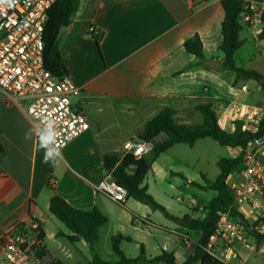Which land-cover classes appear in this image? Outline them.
I'll return each mask as SVG.
<instances>
[{
	"label": "crops",
	"instance_id": "1",
	"mask_svg": "<svg viewBox=\"0 0 264 264\" xmlns=\"http://www.w3.org/2000/svg\"><path fill=\"white\" fill-rule=\"evenodd\" d=\"M243 1L253 7L264 2ZM224 16L222 0L81 1L58 42L69 77L82 88L74 104L85 113L90 128L60 150L47 146L53 158L59 161L55 166L43 162L44 150L25 110L0 92V258L4 254L5 233L16 231L21 224L36 223L45 234L44 245L51 259L61 260L62 254L71 258L75 254L83 257L86 264L91 261L90 247L84 240L72 244L57 236L60 231L70 232L56 224L53 220L56 217L49 211L55 193L78 209L97 208L107 217L94 245L98 256L102 248L112 256L111 238L116 234L132 239L123 241L121 249L124 242H129L139 247V253L141 244L146 250L144 238L150 233L149 227H163L152 220L154 214L147 205L129 197L124 204H118L97 192L96 186L108 174L104 169V156H123L124 143L135 142L148 121L166 108L177 111L180 123L194 124L198 112L194 106L212 101L221 123L229 130L234 129L236 120L245 122L246 113L264 110V91L255 80L240 81L235 86L236 74L222 70V55L218 49L223 42ZM242 25L240 39L244 44L235 53V63L240 68L258 72L246 64L257 61V55L264 59V41L258 38L261 26L257 22H242ZM90 27L96 28L97 33L90 35ZM194 35L202 41L205 60L221 61L219 71L202 67L204 60L199 61L185 50V41ZM246 46L251 55L238 61L237 55ZM251 81L256 85L250 86ZM29 129H33V137L25 140ZM164 138L166 134L162 133L156 141ZM207 140L214 141L205 138L197 142ZM178 145L160 154L155 163ZM225 149L230 157L239 153L237 149ZM199 172L197 178H207L201 169ZM173 174H182L189 184H201L193 179L194 175ZM201 185L205 186L206 182ZM204 205L195 208L201 215L191 218L203 217ZM237 209L248 223L252 222L250 210ZM49 224H53L55 230H49ZM129 228L136 232L135 236L129 235ZM174 233L181 238L180 245L160 248L154 255L146 251L147 256L155 257L165 250L174 254L177 264L184 263L194 252L193 243L201 234L179 226ZM188 233L182 238V234ZM55 238L65 239L75 250L62 242L48 246L46 241ZM234 249L238 254L234 261L264 264V244L258 247L256 239L253 241L248 233L244 241L234 243ZM232 264L235 263L232 261Z\"/></svg>",
	"mask_w": 264,
	"mask_h": 264
},
{
	"label": "trees",
	"instance_id": "2",
	"mask_svg": "<svg viewBox=\"0 0 264 264\" xmlns=\"http://www.w3.org/2000/svg\"><path fill=\"white\" fill-rule=\"evenodd\" d=\"M82 0H56L49 10V18L45 26L44 40V62L45 67L56 78L62 79L69 76L68 66L65 64L59 51L57 40L61 26H68L72 16L78 11ZM250 6L249 2L243 0H222L224 9V20L222 23L223 42L218 52L222 55V70H229L236 74L235 86L240 81L255 80L264 91V75L245 68H240L235 63V53L244 44L240 39L243 30L240 13ZM261 31L258 38L264 41V15L262 16ZM185 50L194 55L199 61L206 59L203 44L198 35L188 38L184 43ZM202 67L210 69L201 63ZM194 109L203 115V120L199 124H184L177 119V111L174 108H166L148 121L145 128L136 136L135 143L153 142V148L148 155L136 158L133 154L123 156L110 154L104 156V169L118 184L124 186L128 191V197L144 205L152 211L165 212L164 206L155 201L149 192L146 178L151 171L157 157L167 152L177 144H186L190 147L200 140L210 138L225 148L241 149L236 157L222 158L218 161L219 174L214 181H208L205 177L206 185L191 182V185L210 189L217 192V196L204 205L203 217L189 219L186 229L193 232H200L199 239L193 243L194 252L189 255L182 264H204L210 259L213 264H219L211 259L206 251L210 237L215 233L217 222L223 213L229 212L234 218H245L235 207V198L229 184V178L234 173H242L245 169L243 154L254 138L264 136V118L257 124H248L244 128L245 122L236 120L234 129H227L220 121L217 106L214 102L199 103ZM166 138L162 141L156 139L162 134ZM180 177L185 178L182 174ZM50 213L56 217L70 233L60 231L58 237L66 238L70 243L76 244L81 240L88 243L92 254V259L88 264H177L173 253L163 251L155 257H148L143 244L140 246V253L137 257H127L121 249L123 241H131L130 237L116 234L111 238L113 253L119 258L117 262L103 260L94 249L95 243L100 238V228L107 223V217L97 208L91 210H81L69 202L61 195L55 193L49 205ZM253 224L247 222L246 231L252 235L259 247L264 244V235L257 232ZM26 225L21 224L16 231L25 229ZM40 234L39 244L32 247L31 257L38 264H66L61 260L51 259L48 250L44 245L45 234L38 226ZM183 230V229H180ZM188 234H182V238Z\"/></svg>",
	"mask_w": 264,
	"mask_h": 264
},
{
	"label": "built area",
	"instance_id": "3",
	"mask_svg": "<svg viewBox=\"0 0 264 264\" xmlns=\"http://www.w3.org/2000/svg\"><path fill=\"white\" fill-rule=\"evenodd\" d=\"M56 0H14L12 6L0 5V92L9 100L22 106L36 127L37 135L51 131L52 140L47 145L57 151L85 133L90 124L85 113L72 101L82 93V88L69 77L56 78L45 67V26L49 10ZM264 2L246 7L239 15L242 22L262 25ZM97 33L90 27L89 34ZM264 118V110L248 112L244 128L257 124ZM151 142L127 141L123 145L124 155L133 154L141 158L151 151ZM240 153L241 149H237ZM238 153V154H239ZM236 157V156H235ZM245 169L243 181L233 182L230 187L235 198V207H250L254 229L264 235V136L254 138L243 154ZM97 192L118 204L128 198L127 189L110 175L96 186ZM194 207H198L194 200ZM246 215L247 213L244 212ZM247 216V215H246ZM245 218V217H244ZM246 220V218H245ZM247 220L223 213L217 222L215 233L205 247L207 255L219 264H232L238 258L234 249L236 241H244ZM40 231L33 223L20 231H9L2 241L4 254L10 264H37L31 257L32 247L39 244ZM241 264H246L241 262Z\"/></svg>",
	"mask_w": 264,
	"mask_h": 264
},
{
	"label": "rangeland",
	"instance_id": "4",
	"mask_svg": "<svg viewBox=\"0 0 264 264\" xmlns=\"http://www.w3.org/2000/svg\"><path fill=\"white\" fill-rule=\"evenodd\" d=\"M247 34V33H244ZM248 54L251 55V50L248 46L242 49V51L237 55L238 61L248 58ZM257 61H251L246 65L256 69L259 73L264 72V59L257 55ZM250 86H255L256 82L251 81ZM76 97L72 98L74 102ZM196 121L194 124H198L202 121V114L196 112ZM234 153V151H233ZM230 155L227 153L225 147L219 145L216 141H200L197 142L194 147H190L185 144L178 145L175 150L163 157H160L155 165H153L151 171L146 178V184L149 186V192L153 196L156 202L165 207V212L152 211L154 216L153 221H156L163 228L150 226V233H147L146 238H144V244L146 246V251L149 255L156 254L155 250L160 248L175 247L181 244L182 240L177 233H174L178 226L168 217V215L187 218L200 216L201 212H196L191 201L194 200L198 206L208 203L216 195L214 190L201 189L199 187L193 186L187 182L185 178L175 175L173 173H188L194 175V180L199 183H205V180L200 176L197 178V174L202 172L206 173L208 181H214L219 174L218 161L222 158H228ZM242 175L232 174L229 178V184L233 182L243 181ZM241 210L249 211L250 207L248 205H242ZM55 220L63 230L66 227ZM151 220V219H150ZM252 220V217L250 218ZM252 226V225H251ZM49 230H55L53 224L48 225ZM129 235L135 236L136 232L129 228ZM249 238L255 241V238L248 234ZM56 242H62L68 248L75 250L68 241L65 239L55 238L52 240H47L46 243L50 247H54ZM123 251L127 256L134 257L139 254V247L135 243L124 242ZM87 256L89 254L88 251ZM62 254L61 261L66 264H86L84 258L74 254L73 257L68 258ZM100 257L108 258V261L116 262L118 257L112 253L110 257L106 250L103 248L100 251ZM90 259V257H89ZM235 264H241V262L233 261ZM0 264H10L6 259L5 254L0 258Z\"/></svg>",
	"mask_w": 264,
	"mask_h": 264
},
{
	"label": "clouds",
	"instance_id": "5",
	"mask_svg": "<svg viewBox=\"0 0 264 264\" xmlns=\"http://www.w3.org/2000/svg\"><path fill=\"white\" fill-rule=\"evenodd\" d=\"M13 3L14 0H0V5L7 4L10 7L12 6ZM0 11H3L2 7H0ZM37 136L39 139L40 148L44 150L43 162L45 164L50 163L53 166H55L59 161L53 158L52 151L47 150V145L53 138L51 131L39 133ZM32 137H33V129H29V131L25 133V140H31ZM60 156H62V152L60 153Z\"/></svg>",
	"mask_w": 264,
	"mask_h": 264
},
{
	"label": "water",
	"instance_id": "6",
	"mask_svg": "<svg viewBox=\"0 0 264 264\" xmlns=\"http://www.w3.org/2000/svg\"><path fill=\"white\" fill-rule=\"evenodd\" d=\"M66 26H61L58 32L57 40L61 37L63 31L65 30ZM203 64L208 66L209 68L219 71L221 69V61L220 60H204ZM168 217L180 228H186L189 219L188 218H181L172 215H168ZM204 264H213L210 259H207Z\"/></svg>",
	"mask_w": 264,
	"mask_h": 264
}]
</instances>
